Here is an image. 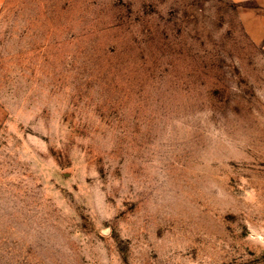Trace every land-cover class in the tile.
I'll return each instance as SVG.
<instances>
[{
	"label": "rangeland",
	"instance_id": "1",
	"mask_svg": "<svg viewBox=\"0 0 264 264\" xmlns=\"http://www.w3.org/2000/svg\"><path fill=\"white\" fill-rule=\"evenodd\" d=\"M254 9L4 1L0 264H264Z\"/></svg>",
	"mask_w": 264,
	"mask_h": 264
},
{
	"label": "crops",
	"instance_id": "2",
	"mask_svg": "<svg viewBox=\"0 0 264 264\" xmlns=\"http://www.w3.org/2000/svg\"><path fill=\"white\" fill-rule=\"evenodd\" d=\"M4 1L5 0H0V10H1V7ZM231 1L235 4H249L253 2L255 9L252 12L257 15L256 21H255L257 24L256 28L264 31V0H231Z\"/></svg>",
	"mask_w": 264,
	"mask_h": 264
}]
</instances>
